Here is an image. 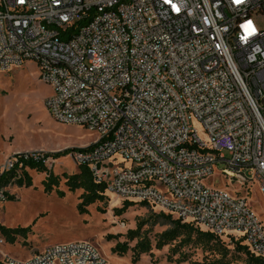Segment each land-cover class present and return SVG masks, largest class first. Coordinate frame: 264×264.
I'll return each mask as SVG.
<instances>
[{"label": "built area", "instance_id": "2783aa9c", "mask_svg": "<svg viewBox=\"0 0 264 264\" xmlns=\"http://www.w3.org/2000/svg\"><path fill=\"white\" fill-rule=\"evenodd\" d=\"M26 61L53 89L51 116L96 133L71 154L107 192L240 238L264 260L248 201L251 187L264 199V0H0V73ZM17 154L0 174L54 166V153ZM215 173L242 192L207 184ZM0 264L108 263L84 241Z\"/></svg>", "mask_w": 264, "mask_h": 264}, {"label": "rangeland", "instance_id": "374dc122", "mask_svg": "<svg viewBox=\"0 0 264 264\" xmlns=\"http://www.w3.org/2000/svg\"><path fill=\"white\" fill-rule=\"evenodd\" d=\"M53 94V89L39 79L38 67L34 61H26L20 67L9 72L0 73V168L14 154L42 151L59 153L72 148H82L97 141V135L83 126L70 125L55 120L47 106L46 100ZM202 138L201 129L195 125ZM123 163L122 159H119ZM77 162L72 154L66 153L55 157L52 171L61 177L59 189L64 191L46 193L42 180L45 172L30 170L32 185L19 186L14 180L5 186L7 198L0 202V224L7 228H29L24 234H18L14 242L0 232L5 243L0 246V257H9L23 261L47 246L70 244L88 241L93 243L107 258L108 264H177L167 261L169 247L162 250L153 249V255L143 254L139 261H132V252L119 256L111 252L117 240L108 241L107 235L121 234L118 241H124L129 229H135L138 222L144 221L150 237L168 228L161 220L156 222L155 213L158 208L140 205L129 206L122 215H115L124 201L119 197L106 193L103 202H96L87 207V212L80 213L81 190L69 191L65 185V174L78 170ZM214 182L216 186L227 187L233 192H242V185L215 173L207 184ZM248 201L254 207L264 226V199L258 188L251 187ZM153 208V209H152ZM173 219H176L173 216ZM190 223V222H184ZM194 227L206 231L203 227ZM232 250L231 264H248L246 256L235 254V238H220ZM135 241L131 242L133 246ZM189 253L190 261H202L215 255L201 246L190 245L183 249ZM177 254L175 257H178Z\"/></svg>", "mask_w": 264, "mask_h": 264}, {"label": "trees", "instance_id": "16d2710c", "mask_svg": "<svg viewBox=\"0 0 264 264\" xmlns=\"http://www.w3.org/2000/svg\"><path fill=\"white\" fill-rule=\"evenodd\" d=\"M79 150V148H72L64 152L54 153L57 157L61 154L72 153ZM15 154L14 156H17ZM76 172L65 174V185L68 190L73 192L81 190L78 210L80 213L87 212V207L96 202H103L106 200L107 189L106 185L97 183L92 175L88 165L78 164ZM30 170H35L39 173L45 172L46 177L42 180L44 191L46 193L57 192L60 196L64 195V191L59 189L61 177L54 174L52 169L42 163L34 161L23 162V166L19 167L17 163L12 169L0 174V187H5L14 180L19 186L29 187L32 185V177L29 174ZM132 205H140L144 207H153L145 202L124 201V205L120 209H115V215L120 216L123 212ZM155 208V207H153ZM152 208V209H153ZM157 217L156 222L161 220L162 224L168 225L164 231L155 234L154 238L150 237L148 229L144 228V221L138 222L135 229H129L125 235L124 241H118L121 234L107 235V240L116 239V244L111 248L113 254L119 256L125 255L128 251L132 252V261L137 262L143 254L153 255V249L162 250L168 246L167 261L175 262L177 264L185 263L189 260V253L184 251L185 247L190 245L201 246L203 249H208L215 255L211 258H205L202 261H190V264H231L232 256H230L231 249L218 236H215L209 231H202L194 227L190 223H184L181 219H173V215L164 211L155 213ZM29 228H7L0 224V232L5 235L10 242H14V238L18 234H24ZM135 241L133 246L131 242ZM234 253L243 254L246 256L248 264H264V260L253 255L242 240L235 241ZM177 254L178 257H175Z\"/></svg>", "mask_w": 264, "mask_h": 264}, {"label": "snow or ice", "instance_id": "6c2138e0", "mask_svg": "<svg viewBox=\"0 0 264 264\" xmlns=\"http://www.w3.org/2000/svg\"><path fill=\"white\" fill-rule=\"evenodd\" d=\"M237 2H239V0H237Z\"/></svg>", "mask_w": 264, "mask_h": 264}, {"label": "crops", "instance_id": "0c3cea01", "mask_svg": "<svg viewBox=\"0 0 264 264\" xmlns=\"http://www.w3.org/2000/svg\"><path fill=\"white\" fill-rule=\"evenodd\" d=\"M1 256V255H0ZM1 258V257H0Z\"/></svg>", "mask_w": 264, "mask_h": 264}]
</instances>
